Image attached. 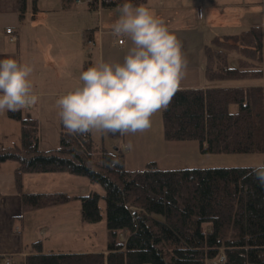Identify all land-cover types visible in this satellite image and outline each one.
<instances>
[{
	"label": "trees",
	"instance_id": "16d2710c",
	"mask_svg": "<svg viewBox=\"0 0 264 264\" xmlns=\"http://www.w3.org/2000/svg\"><path fill=\"white\" fill-rule=\"evenodd\" d=\"M27 1L19 0L20 22ZM75 1L63 0L64 8ZM148 1L90 0L88 6L116 9L126 2L139 6ZM230 53L238 55L234 65ZM204 54L209 81L261 80L264 27L216 36ZM5 115L19 123L20 143L0 147V163H17L14 178L23 213L79 200L83 222L102 220L97 192L24 193L23 176L33 173L88 178L104 189L107 211L106 254L45 253L36 241L20 264H209L221 254L224 264H264V185L254 166L160 169L150 161L142 170H128L120 150L97 149L92 133L71 135L61 119L59 146L41 150L37 117L27 116L25 109L6 110ZM162 119L167 141H195L201 153L264 155V84L180 89ZM106 135L112 140L121 136ZM114 158L119 163L112 166ZM123 232L128 235L125 243L119 240Z\"/></svg>",
	"mask_w": 264,
	"mask_h": 264
},
{
	"label": "rangeland",
	"instance_id": "374dc122",
	"mask_svg": "<svg viewBox=\"0 0 264 264\" xmlns=\"http://www.w3.org/2000/svg\"><path fill=\"white\" fill-rule=\"evenodd\" d=\"M158 0H151L149 9ZM173 10L181 17L175 25L176 34L187 39L188 75L181 83L180 89L209 88L217 86H248L260 85L261 80H231L209 81L206 79L202 64H205L204 47L216 36L235 35L248 30L251 26L264 27V0H176ZM172 10V8L170 9ZM14 25L13 19L6 18V26ZM18 29V20L15 21ZM28 22L25 31L31 29ZM15 28V27H14ZM5 32L4 29L2 31ZM7 53L15 54L17 44L6 39ZM88 58L96 60L97 51L92 46L85 45ZM29 50V43L27 44ZM111 56L117 54L114 46L109 51ZM29 58V57H28ZM28 58L21 56V63L34 67L30 79L34 85L35 94L39 102L26 110L39 119L40 148L49 150L59 146L60 117L56 101L81 86L80 73L86 67L78 66L77 71L68 68L64 72H46L40 66L29 63ZM238 55L230 53V60L236 62ZM96 63V61L94 62ZM95 65V64H94ZM90 68V66H87ZM264 70V65H263ZM51 74V78L48 77ZM48 80V81H47ZM40 107V108H39ZM6 111V110H5ZM3 111V112H5ZM0 112V147L18 145L20 143L19 123L8 119ZM97 149L105 147L115 152L112 145L119 146L125 152V147L131 144V149L125 154V167L128 170H142L150 161H155L160 169L185 168H218L236 166H255L264 163V155L258 154H204L200 152L195 141L171 142L164 136L162 111L153 117L152 128L143 133L121 135L117 139H110L101 132L92 133ZM120 150V149H119ZM120 150V151H121ZM121 151V152H122ZM24 177V176H23ZM25 185L29 193H66L83 196L97 192L102 196L99 202L102 220L97 223L83 222L81 219V202L74 200L66 205L51 210L36 211L26 219V228L33 240L45 241L46 250H72L77 253H107V211L103 198L104 189L101 185L92 183L88 178L67 173H33L25 176ZM132 210H136L132 208ZM46 227L47 236H43L41 228ZM127 233L119 235L121 242H126ZM224 255L209 264H224ZM225 261V260H224Z\"/></svg>",
	"mask_w": 264,
	"mask_h": 264
},
{
	"label": "clouds",
	"instance_id": "9594fccd",
	"mask_svg": "<svg viewBox=\"0 0 264 264\" xmlns=\"http://www.w3.org/2000/svg\"><path fill=\"white\" fill-rule=\"evenodd\" d=\"M113 35L131 40L122 63L101 61L80 73L81 86L60 97L58 115L71 135L143 133L153 117L167 110L188 75L183 44L164 20L145 5L126 2L119 8ZM32 65L0 60V112L30 109L38 104L30 77ZM128 144L126 150L131 149ZM119 163L113 159L112 166ZM264 185V163L252 169Z\"/></svg>",
	"mask_w": 264,
	"mask_h": 264
},
{
	"label": "crops",
	"instance_id": "0c3cea01",
	"mask_svg": "<svg viewBox=\"0 0 264 264\" xmlns=\"http://www.w3.org/2000/svg\"><path fill=\"white\" fill-rule=\"evenodd\" d=\"M76 1L64 8L63 0H33L27 1V12L23 22L19 20V0H0V60L16 59L21 62V56L28 58V62L40 66L46 72H64L68 68L77 71L78 66L88 69L98 65L101 61L107 63H122L129 48L132 47L131 40H124L122 45L117 44V37L113 35L112 25L119 19V8L116 9H92L88 6L90 0ZM145 5L149 6V3ZM176 0H158L152 7L156 9V16L162 18L169 30L182 41L184 53L187 52V39L176 34L175 25L181 17L176 16L173 8ZM36 4L37 12L34 15L33 8ZM149 8V7H148ZM172 8V10H170ZM34 15V17H32ZM13 19L14 25L6 26V18ZM18 20V29L15 21ZM31 22L29 32L25 28ZM15 27V28H14ZM7 28H12L18 36L16 42L10 41V35L6 33ZM4 29V33L2 32ZM6 39L10 43L17 44L15 54L7 53ZM29 43V50L27 44ZM85 45L92 46L97 51L96 63L86 57ZM114 46L117 51L115 57L109 51ZM235 62H232L234 65ZM191 62L189 61L190 66ZM204 65L202 67L204 69ZM51 78V74L48 79ZM48 81V80H47ZM264 84V83H263ZM36 108V105H35ZM40 108V107H39ZM26 112V110H25ZM1 114H5L2 112ZM27 116H32L27 111ZM34 116V115H33ZM20 126V125H19ZM6 146H9L6 144ZM115 151L121 148L112 145ZM42 149V146H41ZM122 151V150H121ZM122 151L124 154L128 152ZM17 163L8 161L0 163V264H20V260L30 253V245L38 240H33L26 228V219L30 214L36 212H22L21 192L15 184L14 170ZM25 174L23 177V192L29 193L25 185ZM63 206V205H62ZM60 207V206H56ZM56 207L46 208L51 210ZM22 215L21 218H17ZM48 228L43 227V236H47ZM42 242L43 252H74L72 250H46L45 241ZM77 253V252H74Z\"/></svg>",
	"mask_w": 264,
	"mask_h": 264
},
{
	"label": "built area",
	"instance_id": "2783aa9c",
	"mask_svg": "<svg viewBox=\"0 0 264 264\" xmlns=\"http://www.w3.org/2000/svg\"><path fill=\"white\" fill-rule=\"evenodd\" d=\"M98 2L100 3V1H98ZM76 3L77 4H82V1L81 0H76ZM6 33L8 35H10V41L16 42L18 40V36H17V34L15 33V31L12 28H7ZM123 43H124V39L123 38H117V44L122 45ZM25 110H29V109H25ZM224 260L221 259V262L222 261L224 262Z\"/></svg>",
	"mask_w": 264,
	"mask_h": 264
}]
</instances>
